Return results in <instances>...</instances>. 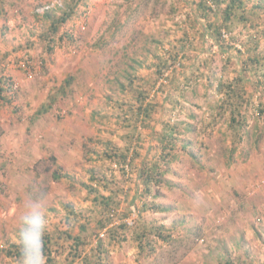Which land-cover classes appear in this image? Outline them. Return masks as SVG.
Returning <instances> with one entry per match:
<instances>
[{"label": "rangeland", "instance_id": "rangeland-1", "mask_svg": "<svg viewBox=\"0 0 264 264\" xmlns=\"http://www.w3.org/2000/svg\"><path fill=\"white\" fill-rule=\"evenodd\" d=\"M230 3L0 0L13 98L0 102V264H20L11 251L35 202L46 264H264V0H243L229 29ZM219 82L244 89L237 132ZM169 125L176 147L160 140ZM153 163L160 181L147 193L140 175ZM85 184L121 190L119 206L102 211Z\"/></svg>", "mask_w": 264, "mask_h": 264}, {"label": "trees", "instance_id": "trees-1", "mask_svg": "<svg viewBox=\"0 0 264 264\" xmlns=\"http://www.w3.org/2000/svg\"><path fill=\"white\" fill-rule=\"evenodd\" d=\"M211 1L213 3H216V5H218V7H220V5L224 2V0H211ZM242 5H244L243 0H231V3L226 7V10H225L226 22L225 23L227 24V27L229 29L231 28V25L227 22L232 20V16H233V14H235V10L237 8L242 7ZM259 7L262 8V6H259ZM202 8L205 10H207L208 8L210 10H212V8L206 2L205 3L202 2L200 4V9H202ZM72 10H74L73 7L71 8L70 11L66 12L65 15L61 17L60 21H62V22L66 21L70 17V15L73 13ZM214 25H216L214 22L210 23V27H214L216 29V35H217L216 38L218 39L219 35L221 34L220 28L219 27L216 28V26H214ZM54 30H56V29H54ZM259 65H260V58L254 59V61L249 63V68L256 70L257 66H259ZM240 79L242 80V77H240ZM0 82L3 84L1 79H0ZM5 86L6 87L0 86V102L2 101V102H5L7 104H10V102L13 98H10V96H9L10 90H7L9 88V82L8 81H7V85H5ZM218 87H219V90L224 92L226 97L229 98L228 100L234 105V109L232 111L230 126L233 127L234 130L237 132V131H239V128L242 127V120H240V118L243 119L242 113L237 111V109L240 108V105L245 104L247 102V100L244 98V89L241 88L239 85L235 86V85L223 83V82H219ZM237 89H239L240 91ZM141 106L145 110V111H143L145 113V116L148 117L150 114V111L152 110L151 105L149 106L148 104L141 103ZM178 127H179L178 125H175V126L169 125L166 128H164L163 135L160 139L161 142L164 143L167 140L171 146L176 147L177 143H176L175 132L179 131ZM185 146L183 148H185ZM164 148H166V147H164ZM128 150L130 151V148H128ZM125 159L126 158H124V160ZM160 173H161L160 172V164L159 163H153L148 167L147 170H145V172L143 174L140 175V176H143L144 187L146 188L147 193L151 192V190H152L151 186H152V182L154 180L156 182L160 181L157 179V177H159ZM55 177L60 178V176H58L57 174H55ZM84 186L87 188V190L90 193L95 192L94 203L96 204L97 207L99 206L102 211L105 209H107L108 211H114V209L119 206V202L116 201V197L121 192V190L117 191L116 192L117 194L113 193L110 196H105V195H102L101 193H99L98 188L94 187L93 185L89 186V185L85 184ZM148 210H157L158 211V210H162V208H161V205H155V204L151 205L149 202H144L142 205V209H140V211L146 212ZM72 212L74 214V211H72ZM109 222H110V219H108L106 221L99 220L101 229L106 227L109 224ZM88 223H90L89 218L86 219V224H88ZM82 226H83V230L87 229V226L85 224H83ZM143 226H144V224H143ZM142 227H141V225H138L137 226L138 232L136 233L137 234L136 238L138 240L139 249L145 248L144 243H146L149 240V239L146 240V236H147L146 229H144ZM128 228H129V225L121 224L118 227L110 229V232H111V235L113 238H114V236H118V234L125 236L126 235L125 232L128 230ZM153 231H154V233L158 234V236H160V237L162 236L160 228L153 229ZM69 237L74 239L73 243L75 244V247H77L82 242L81 236H79V235L73 236V235L69 234ZM167 237L169 238V236H167ZM45 243L46 242H43L44 246L46 247L47 245H45ZM99 243H101V241ZM147 243H149V241ZM14 246H16L15 247L16 251L12 249L11 252H15L17 257H20L21 241L18 245L16 244ZM98 246H101V244ZM75 257H78V255H75ZM74 260H75V258H72V259H70V262H73ZM84 260H85L86 264H90V262H95L94 264H102L100 262V260H98V257H96V259H95L96 261H94L92 257L85 258ZM47 264H56V263L53 260H51V262H49ZM227 264H233V263L231 261H228Z\"/></svg>", "mask_w": 264, "mask_h": 264}, {"label": "clouds", "instance_id": "clouds-1", "mask_svg": "<svg viewBox=\"0 0 264 264\" xmlns=\"http://www.w3.org/2000/svg\"><path fill=\"white\" fill-rule=\"evenodd\" d=\"M47 231L46 217L40 202L33 203L19 230L20 264H46L43 240Z\"/></svg>", "mask_w": 264, "mask_h": 264}, {"label": "crops", "instance_id": "crops-1", "mask_svg": "<svg viewBox=\"0 0 264 264\" xmlns=\"http://www.w3.org/2000/svg\"><path fill=\"white\" fill-rule=\"evenodd\" d=\"M1 43V42H0ZM4 46V45H3ZM0 48L1 47V44H0ZM4 48V47H3ZM6 54V53H5ZM4 59V54L3 53H0V79L2 80L3 84L0 82V86H4L6 87L5 85H7V81L9 82L10 81V77H8L6 75V67H7V64L6 62L3 61ZM9 56L5 58V60L8 62L9 60ZM16 73H14L15 75Z\"/></svg>", "mask_w": 264, "mask_h": 264}, {"label": "built area", "instance_id": "built-area-1", "mask_svg": "<svg viewBox=\"0 0 264 264\" xmlns=\"http://www.w3.org/2000/svg\"><path fill=\"white\" fill-rule=\"evenodd\" d=\"M20 65H21L22 68H24V69H28V70H29V68H28L29 63H28V61H22ZM29 71H30V70H29ZM29 76L32 77L31 73L29 74ZM10 88H11V82L9 81V88H8L7 90H10ZM10 92H11V90L9 91V93H10ZM102 236H103V235H102Z\"/></svg>", "mask_w": 264, "mask_h": 264}]
</instances>
